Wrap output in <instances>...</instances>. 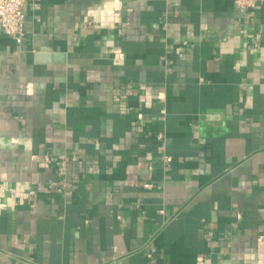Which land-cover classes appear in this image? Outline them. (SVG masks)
I'll use <instances>...</instances> for the list:
<instances>
[{"label": "crops", "instance_id": "obj_1", "mask_svg": "<svg viewBox=\"0 0 264 264\" xmlns=\"http://www.w3.org/2000/svg\"><path fill=\"white\" fill-rule=\"evenodd\" d=\"M24 12L22 43L0 27V264H264V0Z\"/></svg>", "mask_w": 264, "mask_h": 264}, {"label": "built area", "instance_id": "obj_2", "mask_svg": "<svg viewBox=\"0 0 264 264\" xmlns=\"http://www.w3.org/2000/svg\"><path fill=\"white\" fill-rule=\"evenodd\" d=\"M261 0H234L241 8L254 7ZM26 0H0V27L3 32L11 36L17 43H22L25 36V12ZM160 137L162 135L160 134ZM171 156H166V161L170 162ZM31 190L30 193H34Z\"/></svg>", "mask_w": 264, "mask_h": 264}, {"label": "water", "instance_id": "obj_3", "mask_svg": "<svg viewBox=\"0 0 264 264\" xmlns=\"http://www.w3.org/2000/svg\"><path fill=\"white\" fill-rule=\"evenodd\" d=\"M42 51H47V52H51L52 51V49L51 48H42ZM41 57H46V58H49L50 59V61H51V59H54V56H55V60L56 59H59V57H63L64 58V55H62V54H55V55H52V54H46V55H40Z\"/></svg>", "mask_w": 264, "mask_h": 264}]
</instances>
